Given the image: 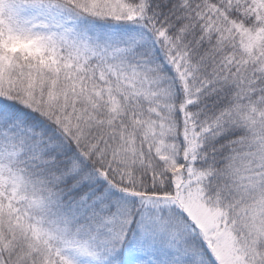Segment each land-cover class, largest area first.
I'll list each match as a JSON object with an SVG mask.
<instances>
[{
    "label": "snow or ice",
    "instance_id": "1",
    "mask_svg": "<svg viewBox=\"0 0 264 264\" xmlns=\"http://www.w3.org/2000/svg\"><path fill=\"white\" fill-rule=\"evenodd\" d=\"M0 264H264V0H0Z\"/></svg>",
    "mask_w": 264,
    "mask_h": 264
}]
</instances>
